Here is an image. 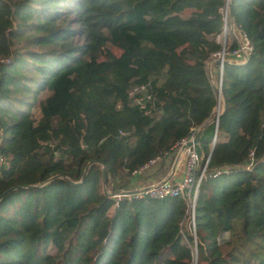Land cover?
<instances>
[{
    "label": "trees",
    "instance_id": "trees-1",
    "mask_svg": "<svg viewBox=\"0 0 264 264\" xmlns=\"http://www.w3.org/2000/svg\"><path fill=\"white\" fill-rule=\"evenodd\" d=\"M223 4L0 0V264H193L183 200L114 196L195 131L209 156L198 264H264V0H229L254 49L224 66L210 152L205 66L221 48ZM139 86L146 110L129 95ZM223 167L234 170L224 184L211 178Z\"/></svg>",
    "mask_w": 264,
    "mask_h": 264
},
{
    "label": "built area",
    "instance_id": "built-area-1",
    "mask_svg": "<svg viewBox=\"0 0 264 264\" xmlns=\"http://www.w3.org/2000/svg\"><path fill=\"white\" fill-rule=\"evenodd\" d=\"M221 19L223 22L222 32L216 36L215 41L221 46L220 50L211 55L210 60L206 62V73L212 80L211 66L216 64L217 66V82L214 86L216 96L218 97V105L214 108L212 117L215 118L214 131L211 139V144L217 142L218 133V116L221 113V87H222V75L224 66L227 63L244 64L246 63L252 52L253 44L247 34L243 32L235 23H231L229 0H224V4L220 9ZM6 61V60H2ZM213 62L212 64H210ZM130 98L133 100V104L139 105L140 109L146 110L145 101L151 100L152 95L148 93L147 86L135 87L129 93ZM140 95V97H137ZM196 131L189 137L182 139L176 146L183 148L185 154V168L181 178H172L166 180L155 181L151 184L144 186L142 190L137 192L138 198L148 197L156 200L179 198L185 203V215L184 220L180 226L187 225L190 229V234L193 239L194 249L193 252L197 253V236L195 227V210L202 182L207 177V167L209 162V156L200 155L193 140L196 136ZM2 139L0 138V167L7 168L9 161L3 154L1 149ZM190 144V146H188ZM175 146V147H176ZM252 154L250 155L248 163L242 167L250 170L252 167ZM160 158L151 160L142 168L133 171V175L139 174L149 165H153ZM233 171L231 167L219 168L211 175V178H218L222 175L229 174ZM193 264H195V259Z\"/></svg>",
    "mask_w": 264,
    "mask_h": 264
},
{
    "label": "crops",
    "instance_id": "crops-1",
    "mask_svg": "<svg viewBox=\"0 0 264 264\" xmlns=\"http://www.w3.org/2000/svg\"><path fill=\"white\" fill-rule=\"evenodd\" d=\"M212 70V80L217 82L216 75V66H211ZM210 80V81H212ZM213 83V82H212ZM223 111V104L221 101V112ZM221 114V113H220ZM213 117L211 116L210 120L212 121ZM200 145V142H199ZM198 146V145H197ZM210 144V148H212ZM174 154V158H172ZM204 155L203 153H201ZM161 163L150 166L147 169L142 170L137 176L133 179L131 186L132 187H141L147 184H151L155 181L172 179V178H181L184 173L185 168V154L183 148L176 146L170 155L166 159L159 161Z\"/></svg>",
    "mask_w": 264,
    "mask_h": 264
},
{
    "label": "rangeland",
    "instance_id": "rangeland-1",
    "mask_svg": "<svg viewBox=\"0 0 264 264\" xmlns=\"http://www.w3.org/2000/svg\"><path fill=\"white\" fill-rule=\"evenodd\" d=\"M62 13H67L66 12V10H64V9H61L60 10ZM69 19H72V17L71 16H69ZM73 41L74 42H76V43H81V38H79V37H76V38H74L73 39ZM42 50H51V47H46V48H44V49H42ZM111 52L114 54V55H119L120 54V51L117 49V48H115V47H111ZM216 72V75H217V71H215ZM161 82H163V78H161V80H160V83ZM213 82V83H212ZM211 83L213 84V86H215V80L213 81H211ZM218 98V97H217ZM217 100V99H216ZM222 99H221V97H220V101H221ZM214 145H215V143H214ZM214 145H213V147H214ZM197 149V148H196ZM197 152H198V149H197ZM199 153V152H198ZM172 158H174V154H172V156H171ZM159 161H161V159H159L158 161H156L153 165H155V164H159V163H161V162H159ZM148 164V163H147ZM150 166H152V165H149L148 167H146L145 169H147V168H149ZM234 173V170L231 172V173H229V174H225V175H222L219 179H218V181L220 182V183H222V184H224L225 182H227V181H230L231 179H229L228 177L230 176V175H232ZM131 175H132V178H131V181H130V183H129V185L127 184V186L125 187V189H123V190H121V192L120 193H118L117 195H115L114 196V198H117V197H127L128 199H131V198H136V199H144V198H148V197H144V198H138L137 197V192H139L140 190H142L143 188H144V186H141V187H139V186H137V187H132L131 186V183H132V181H133V179L137 176V175H133L132 173H131ZM102 187H103V184H102ZM122 193H126V194H122ZM151 199V198H150ZM183 226V225H182ZM181 226V227H182ZM188 231H190V229H188ZM191 232V231H190ZM183 236V239H184V241L185 242H187L188 243V240H187V238H186V236L185 235H182ZM227 239H229V235H228V233H225V234H223L222 236H220L219 237V239H218V241L221 243L223 240H227ZM49 252H55V250H50ZM193 254V258L195 259V264H198V251H197V253H195V252H193L192 253ZM194 262V261H193Z\"/></svg>",
    "mask_w": 264,
    "mask_h": 264
},
{
    "label": "water",
    "instance_id": "water-1",
    "mask_svg": "<svg viewBox=\"0 0 264 264\" xmlns=\"http://www.w3.org/2000/svg\"><path fill=\"white\" fill-rule=\"evenodd\" d=\"M230 19H231V23H234V21H233V14H232V11H231V9H230ZM213 62H211L210 64H212ZM221 94V93H220ZM220 98V97H219ZM218 105V99H217V103H216V106ZM220 116V115H219ZM219 116H218V119H219ZM213 121H215V118H213L212 119V122ZM193 143H194V145H199V132L196 134V136H195V138H194V140H193ZM188 146H190V144L188 145ZM212 150H213V146H212V148H211V151L210 152H212ZM122 194H126V193H122ZM1 197V196H0Z\"/></svg>",
    "mask_w": 264,
    "mask_h": 264
}]
</instances>
